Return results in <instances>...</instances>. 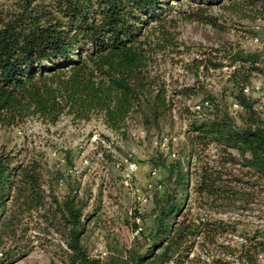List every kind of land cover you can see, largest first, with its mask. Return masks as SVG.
Here are the masks:
<instances>
[{
	"label": "trees",
	"instance_id": "1",
	"mask_svg": "<svg viewBox=\"0 0 264 264\" xmlns=\"http://www.w3.org/2000/svg\"><path fill=\"white\" fill-rule=\"evenodd\" d=\"M179 21L257 38L264 0H0V264L32 250L33 230L60 233L67 264H259L264 219L249 215L264 200V105L251 90L264 75V39L204 48L177 61L190 82L167 79ZM62 116L98 119L120 140L136 128L156 140L148 162L162 175L132 233L148 221L129 245L107 242L104 256L83 242L102 218L100 200L87 210L91 194L80 192L85 170H72L68 150L67 168H50L39 143L10 134ZM174 119L178 139L167 134ZM102 139L111 161L114 141Z\"/></svg>",
	"mask_w": 264,
	"mask_h": 264
},
{
	"label": "rangeland",
	"instance_id": "2",
	"mask_svg": "<svg viewBox=\"0 0 264 264\" xmlns=\"http://www.w3.org/2000/svg\"><path fill=\"white\" fill-rule=\"evenodd\" d=\"M213 12L218 13L216 10ZM256 24L258 25L256 30L258 42L253 43L254 37L242 31L228 30L217 33L208 26L179 21L176 31L178 32L177 40L181 45L177 51H181V54L178 55L170 49L165 52L164 62L161 65L165 77L190 82V78L177 61L187 62L198 54L197 51L212 45L216 47L219 42L237 43L241 48H260V39H264V24L261 22ZM225 71L223 68L222 72ZM216 78L218 77L215 75L214 79ZM252 87L251 95L259 98V103L264 105L263 74L255 73ZM186 103L191 104L190 101ZM174 121L172 130L167 134L174 135L178 139L184 125L183 121L177 119ZM135 132V135L124 141L115 137L98 119L73 123L67 116H62L55 125L50 126L36 119H29L22 127L10 132L14 140L19 141L24 134H27L39 143L46 154L50 168L54 166L67 168L63 160L65 156H62V153L68 150L71 152L75 166L72 170H77V174L85 170L80 177V192L89 191L91 194L88 198L87 210H91L99 200L101 204L100 223L98 225L87 224L83 235L84 245L93 255L104 256L107 242L112 243L114 238L120 244L126 242L128 245L135 240L136 235L132 233V220L138 212L143 214L148 207L147 202L140 204L136 189L138 193H143L147 182L155 181L162 175L160 169L151 175L148 162L156 140L143 139L139 128H136ZM102 134L110 136L114 141V146L108 148L113 155L111 161L103 151L104 147L107 148V142L102 139ZM3 138L4 136L0 135V142ZM130 158L137 161L138 169L130 179L126 180L124 176L126 161H131ZM253 208L249 220L255 223L261 222L264 219V200L255 203ZM144 221L147 223V217ZM144 221L141 222L143 226ZM31 234L33 236L32 250L12 264H67L63 259L66 242L60 233L52 230L51 233L46 234L33 230ZM259 264H264V253L259 255Z\"/></svg>",
	"mask_w": 264,
	"mask_h": 264
},
{
	"label": "built area",
	"instance_id": "3",
	"mask_svg": "<svg viewBox=\"0 0 264 264\" xmlns=\"http://www.w3.org/2000/svg\"><path fill=\"white\" fill-rule=\"evenodd\" d=\"M252 42L257 43L258 39L254 37L252 39ZM232 107H236V105L232 104ZM94 137H96V135H94ZM137 169H138V163L136 160L126 161V168H125V174H124V176L126 177V180L130 179L131 175ZM150 173L151 175H154L156 173V169H152ZM153 185H154V181L147 182L144 186L145 191L143 193H138V190L136 189L137 199L140 202V204H144L146 200L149 198V191L152 189ZM142 229H143V225L141 224V222H139V220H137V227L134 230V235L138 236L141 233Z\"/></svg>",
	"mask_w": 264,
	"mask_h": 264
}]
</instances>
